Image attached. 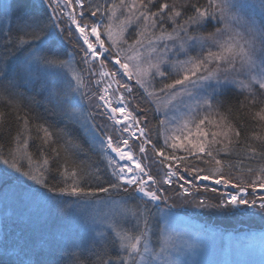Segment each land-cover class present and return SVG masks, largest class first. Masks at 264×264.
<instances>
[{"label": "snow or ice", "instance_id": "1", "mask_svg": "<svg viewBox=\"0 0 264 264\" xmlns=\"http://www.w3.org/2000/svg\"><path fill=\"white\" fill-rule=\"evenodd\" d=\"M16 3L0 4V23L8 25L0 30V47L12 51L0 62V92L16 120L15 135L0 143V204L11 202L0 216V264H208L168 229L175 205L163 186L174 177L183 181L177 197L190 196L192 187L199 191L192 181L235 190L215 204L200 199L197 208L264 214V196L257 203L244 195L264 189V0H39L27 8L21 3L12 15ZM65 19L74 26L73 47L83 53L84 69L60 59L75 56L58 43ZM55 69L70 76L63 90L41 81V71ZM36 85L66 122L56 131L14 102L19 89ZM136 89L148 107L132 106ZM239 95L244 99L236 101ZM83 100L127 134L91 136L103 167L88 161L70 127L84 118ZM149 112L158 117L152 128L144 126ZM7 115L0 111V133ZM242 116L252 130L245 132ZM132 141H139L141 159ZM149 152L167 169L160 179L143 162ZM112 192L124 195L85 202L108 211L83 216L75 231L28 227L36 196L51 218L64 211V197L80 203Z\"/></svg>", "mask_w": 264, "mask_h": 264}, {"label": "rangeland", "instance_id": "2", "mask_svg": "<svg viewBox=\"0 0 264 264\" xmlns=\"http://www.w3.org/2000/svg\"><path fill=\"white\" fill-rule=\"evenodd\" d=\"M7 1L8 0H0V3L5 4V2ZM85 2L87 4V0H85ZM100 2H103V0H100ZM63 27L64 34L61 36V40L58 41V43L61 47L63 46V48L67 51L66 53H75L74 57L66 55L64 60L69 61L73 65V67L77 69H84L85 66L82 63L83 53L79 51L78 47H73V38L76 35L74 26H71L70 23L65 19ZM69 29H71L73 37L68 36ZM57 31L59 32V30ZM80 43H82V41ZM40 78L42 82L47 83L49 86L56 87L59 90H63L66 86L67 80L70 79V76L66 75V70L55 69L41 71ZM85 78L86 80L91 79L88 77L86 72ZM157 86H159V83L157 84ZM38 87L41 91V86L38 85ZM90 89L91 91H99V88L95 84H90ZM91 91L88 93L89 95L91 94ZM42 94L44 97L43 92ZM77 99L79 100L80 97L78 96ZM131 99L132 97H129V100ZM81 107L83 109L84 118L80 121V124L83 126V131L86 135H88L89 140L93 134H95L97 137L111 135L113 136L114 140L119 139L122 135L127 136L126 133H121L116 125L113 128L112 121H110L111 124L104 123L105 115L102 114L103 109H97L95 107V103L89 105L86 100H83L81 101ZM56 110L58 111V109ZM137 115L141 114L137 113ZM92 125H95V127L93 128ZM132 144L133 150L137 153V158L141 159L140 154L136 150V144L134 143V141H132ZM93 150L96 151L99 156H101L98 146H93ZM151 156L152 155L149 152L148 157L150 163L152 162ZM124 163L127 162L121 161V164ZM0 167H2V165H0ZM165 171H167V169H163L160 165L158 168V179L162 178ZM180 174H184L183 168L180 169ZM196 182L200 184L203 183L204 187H208L209 190L212 187H216L217 191L214 193L219 194V197L221 193L225 191H235L233 189H226L223 185H212L210 181ZM26 183L31 184L30 181H26ZM182 183V180H180L178 177H174L172 185L164 186H174L176 192H178ZM32 188L37 189L39 188V186L33 184ZM39 191L44 192L45 190L39 189ZM48 195L52 194L49 193ZM244 195L247 199H256L257 203H259V197L264 196V189L257 188L254 192L252 191V189H248V192ZM174 196V194H171L172 198ZM196 197L198 201L200 199L206 198L203 191L200 193L196 190V187H192L190 196L178 198H180V201H184L185 203L187 200H193ZM176 198L177 196L175 197V199ZM63 199L67 201V203L64 205V211L57 216L49 218L47 213V205L38 196H36L32 205L33 225H30L28 227H42L45 231H55L57 229L65 231H75L77 226L82 222L83 216L95 215L98 212L103 213L108 211V209H106L102 203L93 207L85 203L86 201H108L110 199L119 200L120 198L101 194L91 198H80V203H76L75 201L77 200V198L74 197H64ZM175 202V206L171 209L172 214L168 218V229L173 234V238L176 243L195 246L194 250L196 253H198L195 258L208 262V264H262V261H264V230L243 231L241 233L230 232L224 234H222L221 232L218 233L216 231L205 232L197 224L195 218H193L192 220L190 216L182 214V205H180L177 200ZM10 203V201H5L4 203L0 204V216L10 212ZM169 203L173 204L172 201H169ZM161 207H164V205H161ZM244 214H246L248 217H259L262 213H260L258 209H252L249 210L248 213ZM45 220H47V224H44Z\"/></svg>", "mask_w": 264, "mask_h": 264}, {"label": "trees", "instance_id": "3", "mask_svg": "<svg viewBox=\"0 0 264 264\" xmlns=\"http://www.w3.org/2000/svg\"><path fill=\"white\" fill-rule=\"evenodd\" d=\"M32 2L38 4L39 0H17V3L13 5L12 15H16L19 13V11L21 10L20 9L21 3H23L24 7L27 8L28 5ZM5 4H12V0H8L7 2H5ZM49 14H51L50 10H49ZM7 26L8 25L6 21L0 23V30L6 29ZM60 48L62 49L64 53L67 52L63 48V46L62 47L60 46ZM5 55L11 56L12 51L9 50L5 52V50L2 47H0V62H2ZM65 57L66 55H62L60 56V59H64ZM18 92L21 95L16 97L14 102L19 104L22 112H26L28 115L33 117L34 120L36 118H39L36 122L47 121L49 124L52 125L54 131L63 127V125L66 123L64 120L60 118V116L58 115V111L54 109L51 104H48L44 100L43 94L40 91L38 85H36L35 87L30 86L26 90L24 88H21L18 90ZM232 95H233L232 93H229V97H232ZM134 96H135V99L134 100L133 98L131 99L134 107L137 101H139L143 107H148V105L144 104L143 100L141 99V90L136 89L134 92ZM4 97H5V94L0 92V111H4L8 113L7 120L3 128V132L0 133V143H3L6 145L10 136L15 135L16 120H15V113L9 107L8 102ZM243 99H244L243 95L235 96L236 101L243 100ZM245 103H247V101H245ZM244 111H247V109H245ZM140 114L143 115V113H140ZM153 116H154V113L152 112L148 113L149 119L148 121L144 122V126L148 128H152L153 125H156L158 117L153 118ZM104 119H105L104 120L105 124H109V123L111 124L110 120H108L106 116H104ZM242 119L245 124V129H244L245 132L252 130L253 124L248 119V117L242 116ZM112 126L113 128L115 127L113 122H112ZM70 127L73 131V135L75 139L79 143H81L86 150H88V157H87L88 161L95 163V164H99L101 167H103V161L101 160V156H99V154L93 150V146L90 145V140L88 138V135H86L85 132L83 131V126L80 124V122L78 124L71 125ZM152 138L154 141L157 140V137L155 135H153ZM134 143L136 144V150L138 152L139 141H134ZM159 143L162 144L163 141L160 140ZM31 150L34 152L36 151V143H33ZM140 156L142 158V154H140ZM151 157H152L151 163L149 161V157L147 161H143V162L146 168L151 172V174L156 176V178L158 179L159 177L158 168L160 165L158 162H156L157 158L155 156L152 155ZM80 159H84V156L81 155ZM194 163H196L200 167H208L206 165L200 164L199 162H194ZM181 168H183V166H181ZM226 174H228L227 169H226ZM183 176L187 178L188 180L192 181V177L188 176V173L186 171H184ZM192 184L199 185V192L201 193L203 191V193H205V197H206L205 199L207 200L209 204H215L218 202L220 198L219 194H216L212 192L211 190L205 191L204 190L205 187L203 183L200 184L196 181H192ZM92 186L93 187L95 186L94 182L92 183ZM164 188L168 190L166 193L167 195L171 196V194L176 192L174 186H169V187L164 186ZM101 194L106 195V196H111V197H117V198H120L121 196L124 195V193L122 192L121 193L112 192V193H107V194L99 193L97 194V196ZM175 197L176 196H174L170 201H172L174 204L176 203L175 201L177 200L178 203L182 205L181 213L186 216L187 215L190 216L192 220L193 218H195L197 224L205 232L216 231L218 233L221 232L222 234H224V233H230V232L231 233H241L243 231H251V230L262 231L264 230V219H261V216L264 214H261V216L259 217H255V216L248 217L246 214L241 213V212L237 214H231V213L225 214L223 210H217L215 208L201 209V208L195 207L196 202H198L197 197L194 198L193 200H187L185 203L184 201H180V198L177 197L178 199L177 198L175 199ZM233 212L235 211L233 210ZM85 255H87V253Z\"/></svg>", "mask_w": 264, "mask_h": 264}, {"label": "water", "instance_id": "4", "mask_svg": "<svg viewBox=\"0 0 264 264\" xmlns=\"http://www.w3.org/2000/svg\"><path fill=\"white\" fill-rule=\"evenodd\" d=\"M112 155H114V154H112ZM119 163H121V161Z\"/></svg>", "mask_w": 264, "mask_h": 264}]
</instances>
